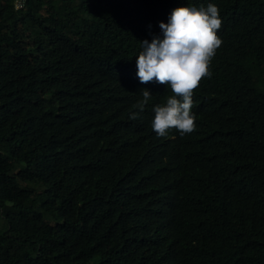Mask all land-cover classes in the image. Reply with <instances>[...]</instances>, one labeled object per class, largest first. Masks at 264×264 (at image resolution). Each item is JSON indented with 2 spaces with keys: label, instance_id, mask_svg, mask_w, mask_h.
Instances as JSON below:
<instances>
[{
  "label": "trees",
  "instance_id": "trees-1",
  "mask_svg": "<svg viewBox=\"0 0 264 264\" xmlns=\"http://www.w3.org/2000/svg\"><path fill=\"white\" fill-rule=\"evenodd\" d=\"M17 1L0 0V264H264V0ZM210 3L195 131L158 137L172 92L140 83V43Z\"/></svg>",
  "mask_w": 264,
  "mask_h": 264
},
{
  "label": "clouds",
  "instance_id": "clouds-1",
  "mask_svg": "<svg viewBox=\"0 0 264 264\" xmlns=\"http://www.w3.org/2000/svg\"><path fill=\"white\" fill-rule=\"evenodd\" d=\"M222 21L218 7H179L161 22L162 36L153 35L151 43L141 42L142 51L136 57L137 78L141 84L158 83L171 89L166 102L153 108L152 129L165 137L169 129L181 136L195 131L192 112L193 93L204 77H210L209 66L222 41L217 36ZM151 27V26H149ZM142 100L133 107L141 112L152 98L149 90H141ZM132 113L130 119H137Z\"/></svg>",
  "mask_w": 264,
  "mask_h": 264
},
{
  "label": "rangeland",
  "instance_id": "rangeland-1",
  "mask_svg": "<svg viewBox=\"0 0 264 264\" xmlns=\"http://www.w3.org/2000/svg\"><path fill=\"white\" fill-rule=\"evenodd\" d=\"M2 154H4V153L2 152ZM44 215H45L46 219L50 222H53L54 220L59 219L57 215H51V214H46V213H44ZM0 226H2V227L5 226V224L3 223L2 220H0Z\"/></svg>",
  "mask_w": 264,
  "mask_h": 264
},
{
  "label": "built area",
  "instance_id": "built-area-1",
  "mask_svg": "<svg viewBox=\"0 0 264 264\" xmlns=\"http://www.w3.org/2000/svg\"><path fill=\"white\" fill-rule=\"evenodd\" d=\"M25 5V0H19L16 2V9H22Z\"/></svg>",
  "mask_w": 264,
  "mask_h": 264
}]
</instances>
